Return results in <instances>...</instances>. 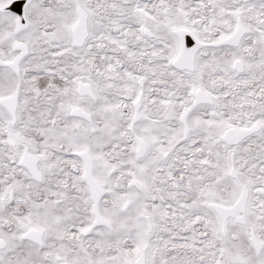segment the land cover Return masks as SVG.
Masks as SVG:
<instances>
[{"label": "snow or ice", "instance_id": "6c2138e0", "mask_svg": "<svg viewBox=\"0 0 264 264\" xmlns=\"http://www.w3.org/2000/svg\"><path fill=\"white\" fill-rule=\"evenodd\" d=\"M0 264H264V0H0Z\"/></svg>", "mask_w": 264, "mask_h": 264}]
</instances>
